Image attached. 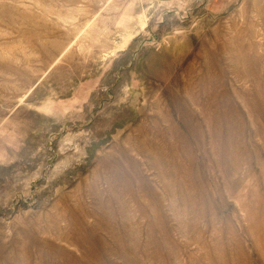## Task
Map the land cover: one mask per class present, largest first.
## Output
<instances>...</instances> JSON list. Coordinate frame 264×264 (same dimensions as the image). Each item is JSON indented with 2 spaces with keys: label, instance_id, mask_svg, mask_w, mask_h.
I'll return each instance as SVG.
<instances>
[{
  "label": "rangeland",
  "instance_id": "obj_1",
  "mask_svg": "<svg viewBox=\"0 0 264 264\" xmlns=\"http://www.w3.org/2000/svg\"><path fill=\"white\" fill-rule=\"evenodd\" d=\"M0 264H264V0H0Z\"/></svg>",
  "mask_w": 264,
  "mask_h": 264
},
{
  "label": "bare ground",
  "instance_id": "obj_2",
  "mask_svg": "<svg viewBox=\"0 0 264 264\" xmlns=\"http://www.w3.org/2000/svg\"><path fill=\"white\" fill-rule=\"evenodd\" d=\"M241 52V51H240ZM246 57V56H245ZM248 60V59H247ZM246 61V60H245ZM208 63V62H207ZM209 64V63H208ZM256 64V63H255ZM250 65V64H249ZM207 67V66H206ZM208 69V68H207ZM250 69V68H249ZM248 70V69H247ZM249 71V70H248ZM251 73V72H250ZM250 75V74H249ZM200 81V80H199ZM200 87V86H199ZM212 132V131H211ZM217 134V133H216ZM212 135V134H211ZM225 145V143H224Z\"/></svg>",
  "mask_w": 264,
  "mask_h": 264
},
{
  "label": "crops",
  "instance_id": "obj_3",
  "mask_svg": "<svg viewBox=\"0 0 264 264\" xmlns=\"http://www.w3.org/2000/svg\"><path fill=\"white\" fill-rule=\"evenodd\" d=\"M157 1L168 2V1H172V0H157Z\"/></svg>",
  "mask_w": 264,
  "mask_h": 264
}]
</instances>
